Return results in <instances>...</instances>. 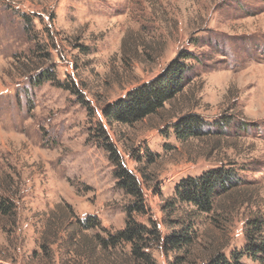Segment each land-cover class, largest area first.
<instances>
[{
	"label": "rangeland",
	"instance_id": "1",
	"mask_svg": "<svg viewBox=\"0 0 264 264\" xmlns=\"http://www.w3.org/2000/svg\"><path fill=\"white\" fill-rule=\"evenodd\" d=\"M185 51L194 59L180 94L136 123L107 122L108 103ZM46 69L55 79L34 83ZM188 114L209 133L179 140L173 124ZM100 122L141 184L139 222L156 221L163 236L178 221L197 232L184 249L153 248L157 264L229 256L247 244L251 219L264 238V0H0V178H13L19 213L14 231L0 228V264H131L128 245L96 246V233L125 227L133 202L99 146ZM217 166L241 185L195 215L174 187ZM89 215L106 231L81 230ZM61 219L67 236L56 238ZM90 245L95 256L81 249Z\"/></svg>",
	"mask_w": 264,
	"mask_h": 264
},
{
	"label": "trees",
	"instance_id": "2",
	"mask_svg": "<svg viewBox=\"0 0 264 264\" xmlns=\"http://www.w3.org/2000/svg\"><path fill=\"white\" fill-rule=\"evenodd\" d=\"M22 16L30 20L29 15L23 13ZM192 59H194L193 53L188 51L180 52L155 78L134 87L125 97H121L113 103H108L103 108L107 122L110 125L115 123L133 124L157 113L167 102L183 91L190 69L188 60ZM53 79L55 78L50 69H46L39 72L34 78V83L40 84L45 80L52 81ZM206 126L208 127L209 123L205 122L202 116L188 114L173 124V131L179 140L185 141L191 137H202L209 133V129L206 130L204 128ZM96 131L100 140L99 146L109 153L111 161L116 166L115 177L119 185L133 197V202L127 209L125 227L114 233L107 232V236L104 237L96 233L99 241L95 239L96 246L112 250L124 244L128 245L127 255L131 264H157L151 253L153 248L164 246L167 250H172L184 249L190 246L195 240L197 233L193 228L192 222L178 221L177 223L181 224V227L171 228L173 229L172 232L164 236L156 221L149 219L147 224L139 222L135 213L144 214L147 212L141 184L122 162L115 144L110 140L107 130L101 122L97 124ZM8 179L0 178V222L6 221L0 224V228L3 231L12 232L19 223V213L15 198L16 194L14 193L16 191L14 190V180L11 176ZM240 185L241 178L236 174L233 167L217 166L197 176L182 178L175 185L174 194L176 200L180 203H187L195 207L193 211L195 215H202L213 211L216 198L232 192ZM68 207L71 208V206ZM78 223L80 229L84 231L96 228L106 231L103 228L102 221L95 215H89L83 220H78ZM262 230L260 221L249 220L244 233L247 244L241 250H232L231 255L228 256L222 249H218L203 264H244L242 258L246 256L264 263V238L259 234L263 232ZM66 233L67 219H61L56 225L54 237L57 238L61 234L67 236ZM55 242L56 239L48 243L53 244ZM79 243L89 245L84 238ZM95 247H92V245L90 247L82 246L81 249L83 251L88 249L90 254L95 256ZM89 261L94 264L93 259Z\"/></svg>",
	"mask_w": 264,
	"mask_h": 264
}]
</instances>
